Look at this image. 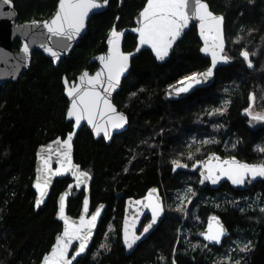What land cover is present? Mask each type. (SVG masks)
I'll use <instances>...</instances> for the list:
<instances>
[{"label":"trees","instance_id":"obj_1","mask_svg":"<svg viewBox=\"0 0 264 264\" xmlns=\"http://www.w3.org/2000/svg\"><path fill=\"white\" fill-rule=\"evenodd\" d=\"M57 1L11 0L15 23L50 17ZM145 1L109 0L104 12L90 17L87 34L57 67L34 50L29 69L0 85V264H37L60 231L55 200L69 178L54 181L38 210L31 180L37 146L71 128L65 121L62 76L72 80L84 68L92 71L95 65H88V59L105 50L115 17L118 29L131 27ZM204 1L224 18L229 62L216 70L214 83L180 100L166 97L167 87L209 64L192 25L165 63L157 64L148 50L131 61L113 98L128 118L124 132L108 145L94 140L86 128L76 135L73 159L92 177L91 207L107 206L91 248L76 264H264V180L243 192L228 184L200 192L197 171L172 173L174 162L189 167L209 151L264 164V130L249 116L251 110L264 113V0ZM134 45L135 36L128 33L123 50ZM243 52L251 68L241 60ZM150 187H157L163 198L164 218L126 256L120 245L123 198L140 197ZM82 196L81 191L71 193L70 215L78 214ZM211 214L221 217L230 232L219 248L205 247L194 237ZM237 241L240 247L235 248Z\"/></svg>","mask_w":264,"mask_h":264},{"label":"water","instance_id":"obj_2","mask_svg":"<svg viewBox=\"0 0 264 264\" xmlns=\"http://www.w3.org/2000/svg\"><path fill=\"white\" fill-rule=\"evenodd\" d=\"M109 0L107 3H104V0H97V3L101 4L102 7L91 9L88 12V15L85 17L84 26L80 30V32L73 37L72 40H67L64 37L53 36L48 28L45 27V24H50L53 18L56 16L57 11L59 10V0L56 4V9L54 13L45 19H31L27 20L23 23L16 24L15 19L17 17L16 10L13 7L11 2V6H3L0 8V85L7 83L9 81H16L23 72L27 71L30 67L32 52L34 50L40 51L44 57L51 60L52 65L57 67L60 60L66 56H68L71 51L76 47V45L80 42V40L87 34V23L91 16L94 14L102 13L106 10L108 6ZM201 3L207 4L204 0H201ZM147 4V0L145 1L143 7L138 11L133 19V25L131 27H125L121 29L116 28V23L118 21L119 16L115 17V22L109 29L107 36L105 38V50L98 54L91 56L88 59L87 64H94V68L90 71L88 68H84L81 70L74 79L68 80L65 75L62 76V85H63V94L67 100L66 110H65V121L71 123L70 131H68L64 136H56L45 143H42L37 146L34 153V171L33 178L31 180V189L34 192V210H38L42 208L46 203L54 181L61 180L64 178H69V182L66 184L65 188L61 190L56 196V211L54 214L55 220L60 224V231L54 236V240L49 247V249L41 256L40 260L37 264H44V258L49 256L52 252L53 246L56 244L57 237L62 236L66 227H69L70 232H75L77 227H80L81 217H84L85 222L91 218L93 214L97 212L99 209V215L96 218L94 227H91V235L87 239L86 247L83 252H80L77 255V251L79 250V246L81 244V240L72 238L71 244L68 246L67 254L65 260L71 261V264H76L77 261L83 258L88 250L91 248L93 244L94 237L97 232L98 225L100 220L106 210V205L99 203L94 207H91L90 204V185L92 181L91 175L84 169L81 168L80 164L76 163L73 159V143L75 141L76 135L78 131L82 128H86L92 135L94 140L103 139L105 144H109L113 137L124 132L128 127V118L127 115L118 110L117 106L113 102V98L115 94L119 91L122 80L127 76L130 70L131 61L138 56V54L143 50H148L152 57L154 58L157 64H163L169 60L175 45L183 38V36L187 33L189 28L193 25L196 28V34L200 42L199 52L202 57L209 60V64L206 68L193 73L187 77H184L166 89V97L169 100H180L188 97L190 94L197 90L205 89L210 87L215 80L216 70L220 67L225 66L229 59L224 54L226 44L224 39V18L221 14L214 13L210 10L207 4V11L212 14L214 17L222 18V21L219 25L212 23L210 20L205 22L204 35H201V27L200 21L198 19L192 18L191 16V8L192 3L190 0L189 8L186 10L189 13V20L186 27L181 30L180 35L174 40L171 44V47L167 50V55L163 57V59H158L156 56V52L153 48L148 45L140 44V34L138 31H134V29H139L141 24L140 13L143 11ZM120 9L119 7L116 9L118 13ZM211 27V31L209 28ZM218 27L219 31L217 32L215 29ZM115 30L117 33H121L119 40L115 42V44H110L109 40L111 34ZM132 34L135 36V45L133 49L125 51L123 50V42L124 38L127 34ZM114 39V38H112ZM18 41V45L16 48L13 47L14 43ZM222 43V50L218 45ZM208 47V51L205 52L203 49ZM214 45H217L214 47ZM25 46H27V52L24 51ZM118 48L119 53L128 56L127 67L123 72L119 75V83L116 84L114 88H111L108 92H105L104 89L108 88L107 77H108V68L105 66V62H102L99 57H107L110 54V51L114 48ZM48 49H51V52H55L56 56H53ZM139 49V50H137ZM215 51L217 53V62L215 67L212 64V55L211 53ZM242 61H244L248 68H251L249 64H251L248 59L246 60L242 53L240 55ZM212 69V74L210 76L205 77L202 74L208 72L209 69ZM87 72L88 77H95L97 73H101L100 80L101 84H96L93 86L92 84L87 83L85 80L82 82L80 77L83 73ZM197 76L199 79V83L195 81H190L188 78ZM67 81V84L65 83ZM190 85V86H189ZM71 87L79 88V92L77 96L82 94L85 91L89 93L95 91L100 94L102 99L99 102V108L96 110L93 123L89 124L87 120V114H85V119L80 121V124L77 125L75 121V117L69 118L68 111L72 106L73 99H76V96L69 97L68 90ZM187 88V91H181L180 89ZM108 101V104L115 111H110L104 104V100ZM79 105V101H77ZM253 104V93H250L249 98V107ZM102 113V114H101ZM122 115L125 118V121L122 122V127L113 128L112 123L116 122V117ZM97 128L107 129L109 132V136L105 137L104 131H99L97 134ZM69 135H72L71 139V149H70V159L71 164L78 166L79 171H83L88 173V177L84 179L82 183L77 182L76 177L72 174V171L65 172L61 168V162H64L66 165V160L64 156V152L67 151V148L63 145V142L68 138ZM59 141V143H57ZM47 160V165H45V161ZM236 160L242 164L248 165H264L261 162H246L238 159L237 157L230 156H221L220 154L209 151L206 153L204 157L199 160L193 162L191 166L186 167H176V164L172 166V173L177 172L178 170L184 171H197L198 182H197V190L204 191L206 189L216 191L222 187L224 184H228L230 188L237 192L245 191L251 184L264 180V177L257 176L254 179L250 174L246 175L244 182L242 184H233L230 179H228L227 175L222 174V169H228L230 166L224 164V161ZM234 167V166H233ZM57 169H60V174L56 173ZM211 169V174L213 176H219V179L214 184L211 179H206L205 177L209 175V170ZM47 181V187H44V183ZM203 181V182H201ZM40 183L41 188L44 190L45 195L41 198L40 189L36 187L37 183ZM71 185V187H69ZM73 190L83 192V196L81 199L80 208L78 214L76 216H72L68 213V200L73 192ZM155 190V191H153ZM151 198H149V194ZM66 194V195H65ZM61 196H64V206H65V217L68 218L69 225H66L64 220L61 219L58 215L59 213V203ZM38 199H42V203L37 206L36 201ZM85 200H87V212L85 213ZM139 202V203H137ZM159 204V215L157 216L156 222L152 224V227L144 232V228L152 223V207ZM146 205H151L150 207H146ZM102 206V207H101ZM165 210H164V202L160 195V192L157 187H150L146 190V192L140 197H129L124 201L123 205V213L121 218V226H120V245L124 249V254L126 256L130 255L137 249V246L145 241L151 233L155 231L158 225L164 218ZM149 216L148 222L139 230V226L144 217ZM215 217V221L212 219ZM212 224L213 230H216L219 226H222L225 234L221 236L220 242L216 243L214 241H209L205 239V235L208 233L209 224ZM139 230V231H138ZM88 228H83L80 232L81 237L84 236L86 232H88ZM229 229L222 221L221 217L216 214H211L206 218V221L203 227L197 229L194 232V237L201 241L205 247H221L225 239L229 237ZM135 237H139V239H135V242L132 243V247L129 248L126 239L128 242H132ZM69 239L65 238V242ZM74 257V258H73ZM61 264H64V261H61Z\"/></svg>","mask_w":264,"mask_h":264},{"label":"snow or ice","instance_id":"obj_3","mask_svg":"<svg viewBox=\"0 0 264 264\" xmlns=\"http://www.w3.org/2000/svg\"><path fill=\"white\" fill-rule=\"evenodd\" d=\"M104 3H107V0H104ZM190 0H147V4L143 11L140 13L141 24L142 26L139 29H134L140 34V44H148L156 52L158 59H163L167 55L168 48L171 47V44L174 40L180 35L181 30L187 26L189 20V13L186 11L189 8ZM191 16L192 18L198 19L200 21L201 35H204L205 22L210 20L212 23L219 25L222 21V18L214 17L210 12L207 11V4L201 3V0H191ZM3 6H11V0H0V8ZM102 7L101 4L97 3V0H59V10L56 13V16L53 18L50 24H45V27L48 28V31L53 36L64 37L67 40H72L75 35H77L84 26L85 17L88 15V12L91 9ZM211 31V27L209 28ZM219 31L218 27L215 29ZM121 33H117L113 30L109 43L115 44L119 40ZM217 45H214V47ZM222 50V43L218 45ZM27 46H25L24 51L27 52ZM139 50V49H137ZM209 49L206 47L203 51L207 52ZM51 52V49H48ZM53 56H56L55 52H51ZM212 55V64L215 67L217 62V53L213 51ZM242 56L247 60L248 53L243 52ZM102 62H105V66L108 68V77L107 83L108 88H105L104 91L108 92L111 88H114L116 84L119 83V75L127 67L128 56L119 53L118 48L114 47L107 59L105 57H99ZM251 67V64H249ZM212 74V69L210 68L207 73L202 74L205 77ZM101 73H97L95 77H88V73L85 72L80 77V80L95 86L96 84H101L100 80ZM190 81H195L199 83L197 76L189 77ZM67 84V81H65ZM190 86V85H189ZM181 91H187V88L180 89ZM79 88L71 87L68 90L69 97L76 96V99H73L72 106L68 111L69 118L75 117L76 124L79 125L82 119H85V114H87V120L89 124L93 123V117L96 110L99 108V102L102 99L99 93L93 91L89 93L88 91L83 92L77 96ZM79 101V105L77 103ZM105 106L110 111H115L108 101L104 100ZM247 111V110H246ZM102 114V113H101ZM251 115V113L249 112ZM116 122L112 123L113 128L122 127V122L125 121V118L120 115L115 118ZM253 120H264V115L256 114L252 116ZM103 130L105 137L109 136L107 129L97 128V134L99 131ZM71 139L72 135H69L68 138L63 142V145L67 148V151L64 152L66 165L64 162H61V168L67 172L72 171V174L76 177V180L79 183H82L85 178L88 177V173L79 171V167L71 164L70 159V149H71ZM59 143V141H57ZM205 143H212V141H205ZM264 151V149H260ZM47 160L45 165H47ZM176 167H186V165H181L179 162H174ZM224 164L229 165L228 169H222V174L227 175L228 179L232 181L233 184H242L246 175L250 174L254 179L257 176L264 177V165H248L239 163L236 160L224 161ZM234 166V167H233ZM60 174V169H57L56 173ZM206 179H211L212 183H216L219 179V176H213L211 174V169L209 170V175L205 177ZM203 182V181H201ZM36 187L40 189L41 198L45 195L44 190L41 188L40 183L38 182ZM44 187H47V181L44 183ZM71 187V185L69 186ZM155 191V190H153ZM66 195V194H65ZM151 193L149 198H151ZM37 206L42 203V199L36 201ZM87 200H85V213L87 212ZM139 203V202H137ZM151 205H146L150 207ZM102 207V206H101ZM152 207V223L147 225L144 228V232H147L152 224L156 222L157 216L159 215V204ZM65 206H64V196H61L59 203V217L64 220L66 225H69L68 218L65 217ZM99 215V209L95 214L91 216L89 220L85 222L84 217H81L80 227L75 229V232H70L69 227L65 228L62 236L57 237L56 244L53 246L52 252L49 256L44 258V264H61V261H64V264H71V261L65 260L68 246L71 244V239L81 240L79 250L77 255L80 252H83L86 247V241L91 235V227H94L97 216ZM215 221V217L212 218ZM88 228L89 231L81 237L80 232L83 228ZM225 234L222 226H219L216 230H213L212 224H209L208 233L205 235V239L209 241H214L216 243L220 242L221 236ZM68 237L65 242V238ZM135 237L132 242H128L126 239L127 246L132 247V243L135 242ZM242 251L244 249H241ZM74 258V257H73Z\"/></svg>","mask_w":264,"mask_h":264},{"label":"flooded vegetation","instance_id":"obj_4","mask_svg":"<svg viewBox=\"0 0 264 264\" xmlns=\"http://www.w3.org/2000/svg\"><path fill=\"white\" fill-rule=\"evenodd\" d=\"M258 112H260V111H258ZM256 114H257V113H251V115H249V116L252 118V116H253V115H256ZM261 114H264V113L261 112ZM254 122L258 124L257 128H259V129L262 128V129L264 130V120H254ZM255 162H260V161H255ZM261 163H262V162H261ZM256 183H257V182H256ZM254 184H255V183H254ZM248 188H249V187H248ZM248 188H247V189H248ZM145 192H146V191H145ZM242 192H243V191H242ZM129 197H133V196H128V197L123 198V203H124V201H125L127 198H129ZM161 197H162V196H161ZM162 199H163V198H162ZM106 207H107V206H106ZM121 218H122V216H120V220H121ZM148 220H149V216H146V217L143 218V220H142V222H141V224H140V226H139V230H140V229H141V228H142V227L148 222ZM120 226H121V225H120ZM139 230H138V231H139ZM151 234H152V233H151ZM151 234L149 235V237L151 236ZM149 237H148V238H149ZM148 238H147V239H148ZM147 239H146V240H147ZM146 240H145V241H146ZM145 241H143V242H145ZM143 242H141V243H143ZM141 243H140V244H141ZM140 244H139V245H140ZM202 244H203V243H202ZM139 245H138V246H139ZM138 246H137V247H138ZM123 250H124V249H123Z\"/></svg>","mask_w":264,"mask_h":264},{"label":"rangeland","instance_id":"obj_5","mask_svg":"<svg viewBox=\"0 0 264 264\" xmlns=\"http://www.w3.org/2000/svg\"><path fill=\"white\" fill-rule=\"evenodd\" d=\"M251 112L252 113H257V114H261V112H258V111H253V110H251ZM261 115H264V114H261ZM191 189H188L187 191H190ZM188 194V193H187ZM192 194L193 193H191V191H190V195L192 196ZM189 195V194H188ZM185 196V195H184ZM246 245H243L242 247H245ZM237 247H240V242L239 241H237L236 243H235V248H237ZM234 248V245H231L230 246V249H229V251H231L232 249ZM228 251V252H229Z\"/></svg>","mask_w":264,"mask_h":264},{"label":"bare ground","instance_id":"obj_6","mask_svg":"<svg viewBox=\"0 0 264 264\" xmlns=\"http://www.w3.org/2000/svg\"><path fill=\"white\" fill-rule=\"evenodd\" d=\"M117 28V27H116ZM118 29V28H117Z\"/></svg>","mask_w":264,"mask_h":264}]
</instances>
